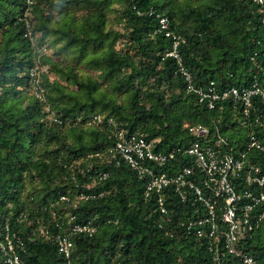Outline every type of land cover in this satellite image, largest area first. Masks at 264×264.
<instances>
[{"label": "trees", "instance_id": "1", "mask_svg": "<svg viewBox=\"0 0 264 264\" xmlns=\"http://www.w3.org/2000/svg\"><path fill=\"white\" fill-rule=\"evenodd\" d=\"M262 15L254 0H0V229L7 222L20 236L24 264H67L59 233L72 240L73 264H243L230 254L215 261L212 239L180 226L204 216L202 203L167 186L162 213L144 196L146 177L108 151L114 123L157 152L200 140L184 124H201L264 174V150L246 147L251 135L264 141V99L248 112L231 97L210 109L179 72L220 91L264 83ZM175 41L178 59L167 55ZM181 166L204 176L177 152L158 169ZM80 192L93 196L78 201ZM70 214L92 234H70ZM240 250L264 264V226Z\"/></svg>", "mask_w": 264, "mask_h": 264}, {"label": "built area", "instance_id": "2", "mask_svg": "<svg viewBox=\"0 0 264 264\" xmlns=\"http://www.w3.org/2000/svg\"><path fill=\"white\" fill-rule=\"evenodd\" d=\"M263 13L261 21L264 23V0H254ZM161 27H165V19H159ZM177 41L167 55L179 58L176 50ZM179 72L184 78L186 91L194 93L199 103L207 108H214L219 101L232 98L233 104L242 103L243 110L248 112L253 107V97L264 99V83L253 82L249 88L230 87L216 89L211 81L206 87L196 86L192 74L182 65ZM34 93L40 96L38 78L34 80ZM99 121V119H96ZM111 122V121H110ZM188 131L200 140L191 142L185 148L177 147L169 152L155 151L153 141L147 140L141 134H130L114 123L111 136L114 145L109 149L112 156H118L128 163L139 176L146 177L144 196L153 199L162 213L167 212L163 202L162 191L170 186L181 202L192 201V204H203L204 216L187 221H180V226L187 232L196 235H205L209 239L208 249L213 251L214 260L219 262L225 254L238 257L243 264H254L253 257L240 250V240L250 236L257 229L264 226V192H253L251 187L264 185V174L261 168L251 163L244 152L235 153L233 146L218 131L211 133L201 124H184ZM247 149L257 148L264 150V141H259L251 135L246 144ZM181 153L192 159L194 164L203 172L202 178L192 177L189 166H181L173 173L160 170L162 166L171 162L175 153ZM98 155V153L96 154ZM196 178V179H195ZM88 188L91 185L87 186ZM93 194L80 192L78 201L92 197ZM66 195L60 199L65 200ZM198 209H195L197 212ZM56 214V213H55ZM74 215L67 217L70 234H92L95 230L91 223L74 222ZM57 227L61 225L56 224ZM41 235L48 237V229L41 225L38 227ZM58 253L63 255L67 264L71 262L73 243L67 234H57L54 237ZM24 251V244L19 235L12 232L7 222L0 229V253L7 264H24L20 252Z\"/></svg>", "mask_w": 264, "mask_h": 264}, {"label": "rangeland", "instance_id": "3", "mask_svg": "<svg viewBox=\"0 0 264 264\" xmlns=\"http://www.w3.org/2000/svg\"><path fill=\"white\" fill-rule=\"evenodd\" d=\"M109 21H110V20H109ZM115 24H116V22H114L113 20L110 21V25H115ZM48 52H49V51H48ZM49 77H52V74H49ZM31 89H32L33 92H34V86H32Z\"/></svg>", "mask_w": 264, "mask_h": 264}]
</instances>
